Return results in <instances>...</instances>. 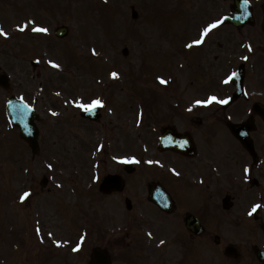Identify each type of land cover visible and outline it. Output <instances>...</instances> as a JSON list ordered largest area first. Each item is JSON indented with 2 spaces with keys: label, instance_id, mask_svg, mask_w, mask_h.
I'll return each instance as SVG.
<instances>
[{
  "label": "rangeland",
  "instance_id": "obj_1",
  "mask_svg": "<svg viewBox=\"0 0 264 264\" xmlns=\"http://www.w3.org/2000/svg\"><path fill=\"white\" fill-rule=\"evenodd\" d=\"M222 4L217 0H0V27L8 33L0 34V73L7 72L11 80L10 89L0 87V264L74 263V250L67 253L61 247L63 250L54 251L51 239L42 247L39 237L55 232L59 245H68L78 236L83 215L100 227L131 224L129 215L120 216L125 208L120 197L100 195L96 174L112 171L116 167L113 160L136 151L142 139L151 145L158 135L148 128L153 119H159L160 125L175 119L165 118L173 115L169 105L180 101L188 105L195 97L213 92L226 95L229 85H220V81L247 57L249 46L256 49L259 70L264 73L263 38L257 34L251 38L247 28L220 25L203 37L202 48H194L188 55L178 47L185 34L192 41L201 38L200 28L203 31L224 12ZM132 7L139 12L137 20L131 18ZM61 24L70 30L64 39L54 35ZM36 28L48 31L32 34ZM124 47L127 54L122 52ZM31 60L38 63L35 69ZM114 72L117 77L112 76ZM259 76L252 77L250 84L264 83V78L263 82L255 79ZM12 94L40 114L41 149L34 157L17 128L2 117ZM138 97L145 103L141 112H137ZM185 97L189 98L182 100ZM97 99L105 106L102 121L90 124L79 115L74 117L77 101L90 104ZM202 115L205 122L215 118L206 112ZM183 124L194 134H200L203 126L193 129L188 117ZM45 175L49 182L41 189ZM25 192L30 196L21 203ZM140 201L143 214L149 215L148 205ZM144 223L150 224L149 219L139 224ZM225 224L235 238L246 235L253 226ZM90 234L83 245L92 244L96 233ZM11 236L17 240L15 249L10 246ZM87 244L79 255L80 264L88 262ZM109 248L123 249L121 245ZM125 261L121 257V264H132L130 257Z\"/></svg>",
  "mask_w": 264,
  "mask_h": 264
},
{
  "label": "flooded vegetation",
  "instance_id": "obj_2",
  "mask_svg": "<svg viewBox=\"0 0 264 264\" xmlns=\"http://www.w3.org/2000/svg\"><path fill=\"white\" fill-rule=\"evenodd\" d=\"M250 1L253 3L254 19L258 21L261 4H256L253 0ZM191 123L193 125L194 120H191ZM173 124L178 125L177 131L180 133L190 129L189 127H183L187 125L183 124V121L173 122ZM196 124H202V122L198 121ZM209 125L213 124L210 123ZM259 126L260 121L257 122L254 132H251L252 137L256 133L254 137L256 157L249 152V154L245 153L246 163L250 165L251 174L242 176L244 180L242 183L237 181L238 187L241 190H246L245 192L236 191L235 184L233 185L230 177L219 175L220 159L215 149V147L217 148L216 141H214L216 133H212L210 137L205 126L200 127V134H190L196 144L194 156L188 157L171 150H154L152 158L156 159L159 167L153 165L149 168L144 166L135 168L133 173H140L141 176L148 177V183L155 181L163 183L171 193L176 205L174 210L176 216L171 218V222L165 225L167 231L173 232L171 237L174 243L167 244L158 250L154 246V255L151 257V262L154 261V264H204L205 248H207L208 252L217 254V260H210L213 263H220L222 258L227 263L234 261L238 264H264V262L258 260L257 253H255L259 243L250 242L260 238V248L264 251V223L255 224L259 233L253 231L250 235L251 240H243L233 237L229 231L222 229V226L216 220L220 212L221 199L226 194L232 195L233 209L241 212L242 207L239 206L240 203L237 202V198L241 199L243 196L252 195L255 186L257 190L261 187L262 182L260 179L264 178V170L260 169L253 173L255 165L262 162L263 166L264 160V143L259 140V134L262 132L264 135V124L262 123ZM206 136H208L207 141L203 139ZM153 140L156 142V136ZM160 166H164V168H160ZM120 171L124 173L123 169ZM128 175L126 176L128 177ZM188 186L195 189L192 194L187 191ZM263 194L264 192H259V190L255 192L256 196H262ZM190 212L196 214L203 223L202 231L199 233L190 230L185 223V217ZM230 212L231 210H223V213ZM212 242L216 245L213 246ZM237 243L242 246L240 247L242 249L236 245ZM228 247H237L240 256L238 258L227 256L225 253ZM189 252L196 253V258L189 260L187 255Z\"/></svg>",
  "mask_w": 264,
  "mask_h": 264
},
{
  "label": "water",
  "instance_id": "obj_3",
  "mask_svg": "<svg viewBox=\"0 0 264 264\" xmlns=\"http://www.w3.org/2000/svg\"><path fill=\"white\" fill-rule=\"evenodd\" d=\"M67 29L65 27H61L57 30V33L65 34ZM8 78L5 75L0 76V84L4 87H8ZM8 112L12 117L13 121L17 123L21 128V135L25 138L30 145L32 146L33 150L36 151L38 149V129L35 127L34 119L37 117L34 112L29 109L24 102L19 101L15 98H12L8 103ZM119 189L121 187V180L114 178L110 180L107 178L104 183L101 185V190L104 193H108V184H112ZM119 187V188H118ZM97 264H109L108 258L100 257Z\"/></svg>",
  "mask_w": 264,
  "mask_h": 264
},
{
  "label": "snow or ice",
  "instance_id": "obj_4",
  "mask_svg": "<svg viewBox=\"0 0 264 264\" xmlns=\"http://www.w3.org/2000/svg\"><path fill=\"white\" fill-rule=\"evenodd\" d=\"M247 2H248V0H245V3H247ZM221 23H223L222 20H217L216 22H214V23L208 25V27L204 28L201 39H200V40H196V41H194V43H195V44H200V43L202 42V40H203V37L207 36L208 33H209L212 29L217 28ZM21 30L23 31V29H21ZM35 30H36V31H39V32H47V31H48L46 28H36ZM0 34H2V35H4V36H7V35H8V33L4 32V30H3L2 27H0ZM191 46H192V45H189V47H191ZM249 50H251V46H249ZM247 58H248V57H244V59H247ZM50 63H52V62L50 61ZM55 66H56V67H59V65H55ZM234 75H235V73H233L232 76L228 77V79L225 80V83H228L230 80H232V78L234 77ZM112 76H113V77H117L118 74L114 72V73H112ZM161 82H162V83H167V81H164L163 79L161 80ZM213 102H218V103L223 104V103H227L228 101H227V100H218L217 97L212 96V97H210L208 100H205V101H197L196 103H197V104H202V105L207 106V105H209V104H211V103H213ZM102 104H103V102H102L101 100L97 99V100H93L90 104L83 103L82 101H81V102H78L77 106L80 107L81 109L85 110V111H90V110L94 109V108L97 107V106H102ZM48 167L51 168L52 165H48ZM29 196H30V193H29V192H25V193L23 194V196H21V201L23 202V201H24L26 198H28ZM259 207H260V205H256V206L253 208L252 211L255 212L256 209L259 208ZM250 214H251V213H250ZM37 231H39V229H37ZM57 243L59 244V242H57ZM162 243H163V242H162ZM74 250H79V246H78L76 249H74Z\"/></svg>",
  "mask_w": 264,
  "mask_h": 264
}]
</instances>
